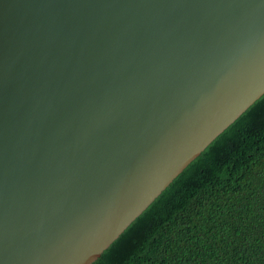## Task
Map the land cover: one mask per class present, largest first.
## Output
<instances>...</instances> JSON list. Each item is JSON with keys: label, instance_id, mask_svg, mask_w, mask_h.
Masks as SVG:
<instances>
[{"label": "water", "instance_id": "1", "mask_svg": "<svg viewBox=\"0 0 264 264\" xmlns=\"http://www.w3.org/2000/svg\"><path fill=\"white\" fill-rule=\"evenodd\" d=\"M264 94V0H0V264H92Z\"/></svg>", "mask_w": 264, "mask_h": 264}, {"label": "trees", "instance_id": "2", "mask_svg": "<svg viewBox=\"0 0 264 264\" xmlns=\"http://www.w3.org/2000/svg\"><path fill=\"white\" fill-rule=\"evenodd\" d=\"M92 264H264V94Z\"/></svg>", "mask_w": 264, "mask_h": 264}]
</instances>
